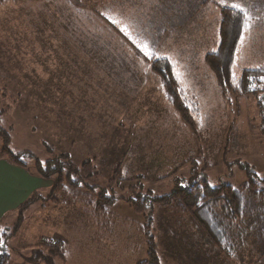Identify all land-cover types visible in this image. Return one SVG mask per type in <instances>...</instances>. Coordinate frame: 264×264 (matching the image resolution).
I'll return each mask as SVG.
<instances>
[{"label": "rangeland", "instance_id": "rangeland-1", "mask_svg": "<svg viewBox=\"0 0 264 264\" xmlns=\"http://www.w3.org/2000/svg\"><path fill=\"white\" fill-rule=\"evenodd\" d=\"M237 2L247 15L235 79L243 68L264 65V0H227ZM216 3L223 2L0 3V133L7 135V149L28 151L22 159L30 169L31 155L42 163L66 155L61 160L78 168L85 161L92 166L89 175L79 170L78 186L65 181L53 191L54 178L48 179L47 189L0 224L15 249L10 264L46 239L59 241L64 251L65 260L55 257L54 264H135L146 257L145 224L161 264H235L210 253L169 210L156 206L141 214L120 198L95 205L100 190L169 193L174 177L194 171L211 186H237L248 179L247 169L254 179L264 177V91L259 97L223 94L204 60L216 47ZM137 45H147L151 55ZM158 57L172 63L194 129L151 69L147 59ZM237 260L254 264L244 256ZM255 264H264V256Z\"/></svg>", "mask_w": 264, "mask_h": 264}, {"label": "trees", "instance_id": "trees-1", "mask_svg": "<svg viewBox=\"0 0 264 264\" xmlns=\"http://www.w3.org/2000/svg\"><path fill=\"white\" fill-rule=\"evenodd\" d=\"M5 0H0V3ZM204 4V2H200ZM199 4V5H200ZM219 8V22L215 39L216 47L208 51L204 60L212 71L218 86L223 94H233L237 97H259L264 91V65L243 68L239 77L234 78L232 66L235 60L237 45L241 39L246 22L245 11L233 9L229 3H216ZM116 29V28H114ZM117 30V29H116ZM120 34V33H119ZM122 36V34L120 35ZM123 42L127 43L125 37ZM130 49L138 51L130 46ZM151 69L158 75L164 87L165 96L175 107L183 121L192 129L195 128L194 120L189 112L187 102L181 97L182 91L172 73V63L166 57L147 59ZM186 102V103H185ZM5 150L1 157H5L11 163L30 169L23 161L28 151L16 155L7 149V135L1 132ZM6 154V155H5ZM33 171L44 179H53L52 190L65 181L78 184L79 170L89 175L92 167L85 161L78 168L70 160L62 161L54 156L41 162L33 157ZM249 177L237 186L227 182H221L218 186H211L205 177L198 171H194L187 177L177 176L172 180L173 186L169 193L156 195L150 191L128 192L126 196L109 194L99 191V200L95 205L105 207L107 204L120 198L127 202L137 213L154 212L158 206L169 210L175 217L185 224V231L194 239H198L201 245L208 248L210 253H216L223 260L237 264V257L246 258L249 263L261 259L264 256V248L259 249L261 242L264 244V177L252 178L253 171L247 169ZM110 188V187H109ZM130 188V187H128ZM32 194L26 201L19 205L18 211L32 202ZM108 201H102L105 199ZM18 224V223H17ZM17 224L14 226L18 228ZM149 226L145 224L143 235L145 236L146 257L135 264H161L156 252V246L152 235L148 232ZM16 229L10 234L15 235ZM0 264H9L10 253L14 251L8 244V238L0 231ZM253 242L258 243V249H254ZM37 249H33L30 256H22V264H54V258L65 260L61 243L54 240H44ZM211 255V254H210ZM242 261V260H240ZM239 263V262H238ZM240 264H245L241 262Z\"/></svg>", "mask_w": 264, "mask_h": 264}, {"label": "crops", "instance_id": "crops-1", "mask_svg": "<svg viewBox=\"0 0 264 264\" xmlns=\"http://www.w3.org/2000/svg\"><path fill=\"white\" fill-rule=\"evenodd\" d=\"M49 185L48 179L38 176L32 169L15 165L0 155V224L16 213L19 205L32 194ZM13 264H22V259Z\"/></svg>", "mask_w": 264, "mask_h": 264}, {"label": "snow or ice", "instance_id": "snow-or-ice-1", "mask_svg": "<svg viewBox=\"0 0 264 264\" xmlns=\"http://www.w3.org/2000/svg\"><path fill=\"white\" fill-rule=\"evenodd\" d=\"M221 2H223V3H227V0H221ZM233 9H237V10H239V11H241V12H243L244 11V7L242 6V4L241 3H239V2H237V3H232L231 5H230ZM114 23H115V21H114ZM122 31H124V29H121ZM126 35H127V32L125 33ZM131 38V37H130ZM243 38V37H242ZM135 42V41H134ZM138 47H141L140 45H137ZM141 50L144 52V54L146 55V56H149V55H151V53L148 51V46L147 45H143L142 47H141ZM0 231H3V229H0ZM3 242L2 241H0V244H2Z\"/></svg>", "mask_w": 264, "mask_h": 264}]
</instances>
